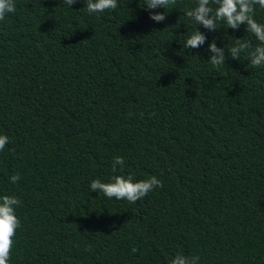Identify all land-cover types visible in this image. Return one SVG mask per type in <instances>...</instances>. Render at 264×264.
Here are the masks:
<instances>
[{"label":"trees","instance_id":"trees-1","mask_svg":"<svg viewBox=\"0 0 264 264\" xmlns=\"http://www.w3.org/2000/svg\"><path fill=\"white\" fill-rule=\"evenodd\" d=\"M144 3L15 0L0 21V196L21 201L9 264H264V66L227 52L254 38L195 25L196 0L159 22ZM196 27L205 42L186 49ZM114 174L163 186L136 203L90 190Z\"/></svg>","mask_w":264,"mask_h":264},{"label":"clouds","instance_id":"clouds-1","mask_svg":"<svg viewBox=\"0 0 264 264\" xmlns=\"http://www.w3.org/2000/svg\"><path fill=\"white\" fill-rule=\"evenodd\" d=\"M77 0H64L68 6L76 3ZM177 0H145L144 6L148 9L163 8L165 12H150V19L159 22L166 18L165 13L172 9ZM264 9V0H196L195 6L185 11V15L195 23L202 25L208 30H217L223 26L236 30L240 25L246 26V32L254 38L250 40L233 39L234 45L227 48L232 59L240 60L241 53L248 50L246 60L253 68L264 66V23H259L254 18L256 6ZM118 6L117 0H86V9L89 14L103 13L106 10H114ZM16 11L15 0H0V21H3L7 14ZM218 22H220L218 26ZM205 35L195 28L186 37L184 47L186 49L199 48L205 42ZM210 56L208 58L213 68L219 69L225 65V47H217L214 40L208 43ZM9 142L7 135H0V151ZM118 166L123 168L124 158L115 156L112 160L111 171L117 172ZM11 183L15 184L20 179L19 174L9 177ZM162 181L155 175L146 179H135L134 175L127 176L114 174L108 182L100 179L90 181V190L102 193L105 197L117 200H126L129 203H136L146 197L157 187H162ZM21 201L12 195L0 196V264H9L10 254L13 248L14 236L17 228L20 227V220L15 214V209ZM137 251L135 247L131 249ZM200 258L196 255H185L177 252L168 264H199Z\"/></svg>","mask_w":264,"mask_h":264}]
</instances>
